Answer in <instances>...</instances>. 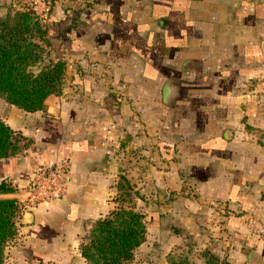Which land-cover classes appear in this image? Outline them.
Returning <instances> with one entry per match:
<instances>
[{
	"label": "crops",
	"instance_id": "obj_1",
	"mask_svg": "<svg viewBox=\"0 0 264 264\" xmlns=\"http://www.w3.org/2000/svg\"><path fill=\"white\" fill-rule=\"evenodd\" d=\"M43 20L60 90L35 111L0 96L23 146L0 158V198L20 201L5 264H87L120 177L157 239L180 234L168 217L219 264H264V0H53ZM42 166L65 191L32 203Z\"/></svg>",
	"mask_w": 264,
	"mask_h": 264
},
{
	"label": "trees",
	"instance_id": "obj_2",
	"mask_svg": "<svg viewBox=\"0 0 264 264\" xmlns=\"http://www.w3.org/2000/svg\"><path fill=\"white\" fill-rule=\"evenodd\" d=\"M39 19L30 10L0 15V96L27 111L43 108L45 98L60 90L65 65L62 60H46L42 56L44 48L38 39L44 40L46 29ZM21 139L0 119V158L21 151ZM10 189L3 181L0 183V190ZM117 195L122 201L130 200L126 199L131 194L124 177L118 182ZM19 208L20 201L16 198H0V264H5L6 243L17 233ZM146 222L143 212L114 205L92 223L87 238L79 244L80 254L87 264H122L131 260L134 250L146 239ZM201 254L205 264H219L217 256L209 250ZM189 260L188 251L170 252L167 264H189Z\"/></svg>",
	"mask_w": 264,
	"mask_h": 264
},
{
	"label": "rangeland",
	"instance_id": "obj_3",
	"mask_svg": "<svg viewBox=\"0 0 264 264\" xmlns=\"http://www.w3.org/2000/svg\"><path fill=\"white\" fill-rule=\"evenodd\" d=\"M15 10H26L22 1L21 0H0V15H4L7 12H14ZM42 19V18H41ZM39 19L42 24H44V20ZM46 29V27H45ZM49 38L45 34V38L43 39H38L40 41V44L43 45V52L42 56L44 59H52L49 55L48 51V44H49ZM48 41V42H47ZM60 60V59H59ZM22 140V139H21ZM26 142L25 140H23ZM23 142V143H24ZM22 144V143H20ZM131 196L126 199L128 200H120L119 195H117L116 199L117 204L116 205H125L129 207H133L141 212H146L148 221H150V230H149V236L145 239L143 244L139 245L135 250H134V255L131 260L125 261L122 264H167V257L168 254L175 253V252H184L187 251V249H190L188 251V256H189V264H205V257L201 254V252L204 250H198L197 248L202 245L201 241H197L195 239V242L193 240L192 234L195 232V227L192 223H190V226L185 227L182 226V222H174L172 219L166 218V221L164 222L167 226H170L171 224H177V226L182 229L179 233L178 236H168L165 235L166 232H163L164 235L160 236L158 239L156 238L157 236H154V228L151 225V222H153V217L151 218V215L155 213V210H153V205H146V209L142 206V203H137V199L130 192ZM122 196V194H121ZM20 210V208H19ZM19 214V211H18ZM17 220H18V215H17ZM179 224V225H178ZM193 231V232H192ZM186 234V235H184ZM12 239V238H11ZM196 246V248H195ZM173 249V251H171ZM170 250V251H169ZM214 254V253H213ZM204 260V263H202Z\"/></svg>",
	"mask_w": 264,
	"mask_h": 264
},
{
	"label": "built area",
	"instance_id": "obj_4",
	"mask_svg": "<svg viewBox=\"0 0 264 264\" xmlns=\"http://www.w3.org/2000/svg\"><path fill=\"white\" fill-rule=\"evenodd\" d=\"M25 9L37 14L44 19L53 4V0H21ZM66 180L62 169L53 166H42L31 177L29 181L28 199L32 203L43 200L56 199L62 196L65 191ZM252 229L258 235H264V227L250 220Z\"/></svg>",
	"mask_w": 264,
	"mask_h": 264
},
{
	"label": "water",
	"instance_id": "obj_5",
	"mask_svg": "<svg viewBox=\"0 0 264 264\" xmlns=\"http://www.w3.org/2000/svg\"><path fill=\"white\" fill-rule=\"evenodd\" d=\"M168 91H169V88H168V86L166 85V86L164 87V91H163L164 99H166V97H167V95H168Z\"/></svg>",
	"mask_w": 264,
	"mask_h": 264
}]
</instances>
